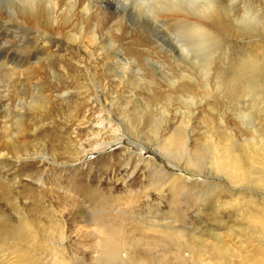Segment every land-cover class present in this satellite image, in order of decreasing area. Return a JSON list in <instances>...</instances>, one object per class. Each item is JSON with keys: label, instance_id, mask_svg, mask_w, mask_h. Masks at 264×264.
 <instances>
[{"label": "rangeland", "instance_id": "rangeland-1", "mask_svg": "<svg viewBox=\"0 0 264 264\" xmlns=\"http://www.w3.org/2000/svg\"><path fill=\"white\" fill-rule=\"evenodd\" d=\"M128 7L127 29L106 30L105 49L93 45L86 27L82 34L67 27L30 35L33 46H40V36L49 46L50 55L33 66L45 99L25 125L31 133L26 148L35 158L11 160L19 184L11 187L8 169L0 168V264H264V223L259 229L243 222L249 211L263 214L264 196L256 192L257 199L247 197L249 204L241 206L221 194L202 202L208 190L203 182L223 183L213 162L219 131L251 132L233 114L237 102L214 89L220 72L235 79L243 113L250 112L264 145V80L249 94L243 79L234 77L243 67L237 51L246 53L254 42L233 39L236 47L228 45L233 49L227 55L215 53L197 31L186 40L154 24L157 13L138 15ZM96 33L102 34L101 25ZM6 38L1 32L0 43ZM183 55L202 64L214 60L208 78L205 65L191 70ZM20 57L14 56L16 63ZM11 81L0 71L11 105L17 108L23 95L30 103L34 92L24 94L21 83ZM162 152L176 154L173 166ZM22 163L29 164L24 173ZM6 184L13 208L4 203ZM211 228L233 236L229 253L212 248Z\"/></svg>", "mask_w": 264, "mask_h": 264}, {"label": "bare ground", "instance_id": "bare-ground-1", "mask_svg": "<svg viewBox=\"0 0 264 264\" xmlns=\"http://www.w3.org/2000/svg\"><path fill=\"white\" fill-rule=\"evenodd\" d=\"M237 2L241 3V5L235 8L234 4ZM128 6L132 7L138 15L157 13V20L153 23H159L160 25L158 27L160 29L164 27L165 31L167 29L169 32L172 30V35H175V30H177L182 37L185 38L186 36L187 40L189 32L197 31L198 37L202 38L203 42L205 41V48L207 50H212V52L213 50L217 51L215 53L221 50V52L227 55L234 46L236 47L233 39L238 43H244L245 40L251 39L254 44L250 46L249 51H245L246 53H244L242 49L237 51L239 57L237 63L243 67H240L241 69L239 70L237 69L238 72L234 73V77L243 79V82H241L244 88L246 86V90L248 89L249 94L252 88L255 89V87L260 84L261 80H264V0H233V2L232 0H0V27L4 29L1 30L0 28V35L1 32L7 31V38L3 43H0V71L5 77L12 80L11 82L15 80L20 82L21 86L24 88V94L27 92L29 93V91H32V93L34 92L33 95H31L33 99H31L32 101H30V103H28L26 95H23L21 99L19 98L20 102L17 105V109L11 105L12 96L10 97V91L4 89V86H0V140H4L2 143L0 142V168L3 169L5 167L8 169V176L13 180V184L10 183L11 187H15L20 181H18V176L15 175V172H18L16 171L17 169L10 168L11 160L24 162L35 158L31 155V152H29V148H26V139L31 133L29 134L25 131V125H27L30 115L37 109L38 100L42 98L45 99V96H42V84H40L39 79H36L37 75H41L38 74L39 68L33 66L39 63L42 57H45L42 55H50L49 46L47 45L48 43H44V36L38 38L40 46H33L30 38L31 33L37 32V34L42 35L41 32L44 30L46 32L58 33L64 28L74 27L82 34L83 29L86 27V29H89L90 39L93 45H100L102 49H105L106 45L104 44L107 43L110 35V32L106 30L117 28L119 31H123V28L127 29L124 23L126 9L125 11L123 10ZM159 6H162V9H159ZM100 25L102 34L98 35L96 29L100 27ZM211 27L218 31L215 33ZM164 35L167 36V34ZM70 41H72V39H70ZM43 43L44 45L41 46ZM228 45H232L233 48H229ZM39 47L42 48L39 49ZM18 53H21L23 57H20L21 61L16 63L14 56ZM224 53L223 55L225 56ZM107 54H109V51ZM206 54L208 53L203 54V57H205L204 55ZM183 56L184 57L180 59L187 67L199 72V64H202V62L198 59L194 61L190 57ZM227 57H229V55ZM212 61L214 60H211L208 64L203 60L202 65H205L204 70L207 71L203 75L205 78H208L210 74ZM226 64L227 63H224V65ZM228 74L224 75L223 71L219 73L217 83L215 84L216 88L214 87V89H217V92L220 93L223 100L233 99L237 102L235 113H232L236 114V118L240 120L244 126H247L251 132L241 133L242 129L240 130L235 127L234 130L230 127L221 129L219 135L216 137L217 139L213 140L214 143H216L214 146L215 157L213 161L217 172H215V177L223 183L218 182L213 186V184L209 182H203L208 190L207 194L203 196L202 202L207 205V199H213L217 194L218 197H221L220 194L222 197H226L225 195L232 196L233 202L237 203L239 206L243 203L249 204L247 202V197L250 199H257L259 196L256 192L264 196V159L258 154L261 149L264 148L261 142L262 139L259 138L261 137V129L255 127L254 123L251 122L252 116L251 114L249 115L250 112L243 113V108L241 107V102L243 101L237 94V87L239 86L234 78L231 80ZM182 77L185 78L186 76L182 75ZM213 79L214 81L216 80L215 78ZM91 81L94 83L93 79ZM14 84H17L16 81ZM174 85L175 82L171 83V86ZM205 89H209L207 83ZM4 91H7V93ZM96 91L93 90V94H96ZM87 95L88 97L92 95V90L89 91ZM91 97H93V95ZM102 107L111 109L105 101H103ZM15 109L18 110L16 113ZM84 120L88 121L86 117ZM223 120L224 119L221 117L219 123L225 124ZM9 122H11V125H9ZM82 122L84 123V121ZM101 125L104 126V120H102ZM13 128H15V133L12 130ZM116 139L118 141L121 140L119 137ZM162 154L172 165V158H174L176 154L169 152H162ZM140 161L143 160L140 159ZM150 163V161L147 162L148 165ZM28 166L29 164L22 163L20 167L23 169L19 171L24 173L25 168ZM154 172L157 173L156 168H154ZM254 175H256V177H254ZM259 184H262V186ZM7 186V184L6 186L3 185L2 189L4 195H6L4 203L10 208H13L11 198L9 197L10 191ZM219 188L224 189H221L223 192L221 190L219 192ZM238 211L241 212L240 210ZM214 219L216 220V218ZM243 222L251 227L259 228L258 225L264 223V212L260 214L256 211H249V215L243 218ZM22 223L24 225V217L22 218ZM212 230L214 229H209L215 241L212 248L214 250H224L229 253L233 248L229 247L233 242V236L230 235L224 238L222 234L217 232L218 230ZM232 231L236 232V230Z\"/></svg>", "mask_w": 264, "mask_h": 264}]
</instances>
